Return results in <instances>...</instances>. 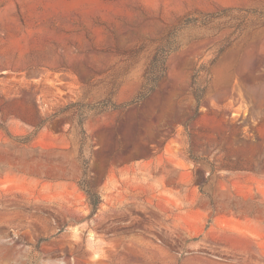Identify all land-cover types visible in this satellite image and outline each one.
<instances>
[{
  "label": "rangeland",
  "instance_id": "rangeland-1",
  "mask_svg": "<svg viewBox=\"0 0 264 264\" xmlns=\"http://www.w3.org/2000/svg\"><path fill=\"white\" fill-rule=\"evenodd\" d=\"M0 264H264V0H0Z\"/></svg>",
  "mask_w": 264,
  "mask_h": 264
},
{
  "label": "trees",
  "instance_id": "trees-1",
  "mask_svg": "<svg viewBox=\"0 0 264 264\" xmlns=\"http://www.w3.org/2000/svg\"><path fill=\"white\" fill-rule=\"evenodd\" d=\"M173 36L174 33L170 35V39H168L166 43L157 49L153 58L149 62L144 73V83L137 100H143L147 98L157 89L159 81L166 76L168 71V57L170 53L176 49ZM194 85H196L195 82ZM198 102H200L199 99Z\"/></svg>",
  "mask_w": 264,
  "mask_h": 264
}]
</instances>
